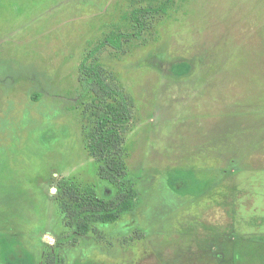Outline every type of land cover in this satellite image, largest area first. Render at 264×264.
I'll list each match as a JSON object with an SVG mask.
<instances>
[{
    "label": "rangeland",
    "instance_id": "obj_1",
    "mask_svg": "<svg viewBox=\"0 0 264 264\" xmlns=\"http://www.w3.org/2000/svg\"><path fill=\"white\" fill-rule=\"evenodd\" d=\"M140 9H153L141 26ZM118 33L122 48L87 64L129 100L116 155L137 203L61 245L62 264H234L252 240L261 264L264 0H0V264H50L73 232L60 184L124 189L91 148L119 98L83 96L81 82Z\"/></svg>",
    "mask_w": 264,
    "mask_h": 264
},
{
    "label": "trees",
    "instance_id": "obj_2",
    "mask_svg": "<svg viewBox=\"0 0 264 264\" xmlns=\"http://www.w3.org/2000/svg\"><path fill=\"white\" fill-rule=\"evenodd\" d=\"M153 9H140L134 11V16L141 26V17L139 13H147ZM129 35L125 33H118L106 37L92 52H90L82 63L84 72L81 77L83 86L82 95L87 96L90 91L99 90L103 94L119 98V106L110 103L109 110L102 113L97 118V136L91 148L95 154L101 157L102 165L100 167V176L112 182L124 184V189L111 196L109 199L101 198L97 195L93 187H87L80 190L76 187H67L66 185H59L58 204L61 211L65 215L66 224L73 228L70 236L65 238H58L53 252H50V264H62L63 257L60 255L61 245L67 242H76L77 238L97 231V225L100 223L111 224L116 222L122 215L131 212L136 207V197L138 195L137 188L133 185L132 175L125 173V165L120 156H117V147L122 144L121 128L130 120L131 110L130 103L122 91L112 88L105 80L103 71L99 63L87 64L88 60L94 57L105 46H112L115 49L122 48V40ZM97 99L96 102H99ZM0 212V226L5 222V218L1 216ZM252 244H249V243ZM258 243L255 240L249 241L247 244L236 242L234 249V264H241L244 256L248 257L247 264H256L253 258L258 256L260 259V252L251 250L254 245ZM259 244V243H258ZM261 244V243H260ZM259 244V245H260ZM264 264V260H261Z\"/></svg>",
    "mask_w": 264,
    "mask_h": 264
}]
</instances>
